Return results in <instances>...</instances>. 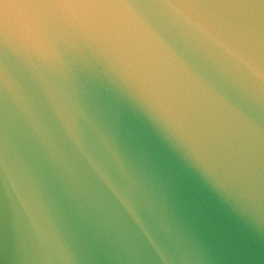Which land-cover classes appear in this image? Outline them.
<instances>
[{
    "label": "water",
    "instance_id": "95a60500",
    "mask_svg": "<svg viewBox=\"0 0 264 264\" xmlns=\"http://www.w3.org/2000/svg\"><path fill=\"white\" fill-rule=\"evenodd\" d=\"M0 264H264V0H0Z\"/></svg>",
    "mask_w": 264,
    "mask_h": 264
}]
</instances>
